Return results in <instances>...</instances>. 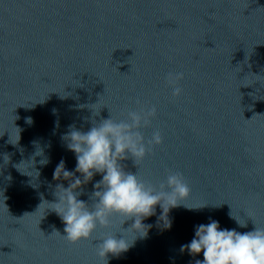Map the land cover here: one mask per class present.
<instances>
[{"label":"water","instance_id":"water-1","mask_svg":"<svg viewBox=\"0 0 264 264\" xmlns=\"http://www.w3.org/2000/svg\"><path fill=\"white\" fill-rule=\"evenodd\" d=\"M176 72L183 92L173 97L166 77ZM249 73L264 76V0H0V264H103L97 241L68 243L60 218L38 206L55 201L56 184L68 186L53 179L59 161L75 168L61 139L69 125L87 131L93 119H121L144 105L157 116L142 132L159 130L163 143L138 168L122 161L125 170L153 184L166 170L180 172L187 205H208L172 209L170 230L147 218V237L119 258L109 254L108 264H195L203 253L180 246L209 218L241 233L264 228V79L254 83ZM89 105L102 108L99 116ZM33 141L50 160L36 164L35 188L13 167L33 156ZM101 178L79 199L90 202Z\"/></svg>","mask_w":264,"mask_h":264},{"label":"clouds","instance_id":"clouds-1","mask_svg":"<svg viewBox=\"0 0 264 264\" xmlns=\"http://www.w3.org/2000/svg\"><path fill=\"white\" fill-rule=\"evenodd\" d=\"M247 77L259 78L254 79V83L264 79V76L253 73H249ZM181 79L182 72L169 73L166 77L172 87L173 97H178L183 92L178 86ZM250 85L252 84L244 86ZM98 103L99 101L92 105ZM137 104H140L139 100ZM88 107L92 110L93 117L99 116L102 108L97 113L90 105ZM55 111L54 109L53 114ZM156 116L157 108L154 105H144L127 110L121 119H114L111 114L110 118L99 122L93 119L92 126L87 131L77 129L74 124L69 125V130L61 136L66 148L75 154L76 165L74 170L69 171L65 167V161H59L54 169L53 179L67 180L68 186L56 184L53 193L55 201L42 200L38 208L46 202L48 207L45 211L50 210L60 218L64 224V234L55 231L68 243L97 241L93 246L96 256L103 264H108L109 254L119 258L134 246L137 239L147 237L153 227L144 223L147 218L156 216V226L161 230H170L172 220L169 214L172 209L184 207L187 210H198L208 205H187L191 189L180 172L166 170V179L153 184L141 178L138 170L135 173L125 170L126 166L122 161L131 158L138 168V165L142 164L147 156L153 155L154 149L163 143L159 130H154L150 138H146L142 132V129L151 126ZM26 122L31 123V118ZM19 133L20 129L15 142L9 140V143L18 145ZM32 143L37 146L33 156L27 160L22 159L13 167L21 175L32 178L29 185L35 188L37 185L33 181L40 175L36 164L43 167L50 160L44 155L37 141ZM36 156L42 158L37 161ZM3 160L4 164H7L9 156L5 154ZM97 174L102 178L93 184L90 202L79 199L83 194L82 186L87 185ZM157 206L160 209L159 215ZM229 216L240 228L247 227L246 222L234 216L232 211ZM114 220L120 221L119 229L113 227ZM129 220L132 221L130 226L127 229L122 228L121 226ZM97 229L107 231L96 237L94 234ZM117 233H120L119 237ZM180 251H187L193 257L202 252L203 260L196 259L195 264H264V228L255 225L252 231L241 233L235 228H221L217 220L209 218L207 224L194 227V237L189 243L181 245Z\"/></svg>","mask_w":264,"mask_h":264}]
</instances>
